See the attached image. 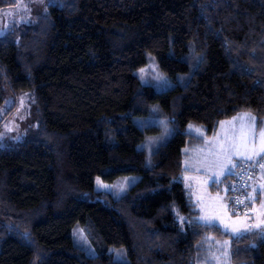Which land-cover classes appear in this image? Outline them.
<instances>
[{
    "label": "trees",
    "instance_id": "16d2710c",
    "mask_svg": "<svg viewBox=\"0 0 264 264\" xmlns=\"http://www.w3.org/2000/svg\"><path fill=\"white\" fill-rule=\"evenodd\" d=\"M17 6L0 0V15ZM46 10L0 36V110L8 93L6 117L30 93L38 127L0 147V264H205L225 239L231 264H264V228L234 237L200 222L182 180L185 148L202 140L191 124L212 136L241 112L264 121V0H54ZM148 54L189 80L144 84ZM155 105L174 132L149 158L139 145L161 127L137 119ZM128 175L139 180L120 196L95 188Z\"/></svg>",
    "mask_w": 264,
    "mask_h": 264
},
{
    "label": "rangeland",
    "instance_id": "374dc122",
    "mask_svg": "<svg viewBox=\"0 0 264 264\" xmlns=\"http://www.w3.org/2000/svg\"><path fill=\"white\" fill-rule=\"evenodd\" d=\"M54 0H18V6L4 11L0 15V36L16 25H33L36 16L44 14ZM144 84L152 85L159 90H166L178 83L185 84L189 76L180 75L178 80L172 79L159 69L152 54H148V63L137 71ZM15 103L14 96L8 93L7 100L0 110V123L6 118L0 130V147L15 146L25 138H35L38 127L35 117V105L30 93L19 97L18 107L11 116L7 113ZM258 117L249 112H241L236 116L222 121L217 131L208 136L206 128L191 124L188 131L202 140L196 142V150L185 160L186 178L194 181L196 186V207L199 211V221L207 224H218L234 237L264 228V165L256 173L250 190V200L253 213L250 215L235 214L229 200V183L226 176L234 174L242 163L264 162V121L259 125ZM144 126L158 125V133L149 134L147 140L139 145L147 151L150 158L152 151L164 144L173 135V128L167 119L162 118L158 105L153 106L150 116L137 119ZM190 148H185L189 152ZM191 151V150H190ZM196 173L188 177L187 174ZM139 180L138 175H128L114 182H104L97 177L95 188L99 191H109L116 196L124 194ZM216 184L215 192L208 185ZM261 193L262 201H256V195ZM75 239L86 241L81 230H76ZM214 244V245H213ZM86 246V245H85ZM117 253L116 259L123 260ZM210 262L205 264H231V239L213 242L210 248Z\"/></svg>",
    "mask_w": 264,
    "mask_h": 264
},
{
    "label": "built area",
    "instance_id": "2783aa9c",
    "mask_svg": "<svg viewBox=\"0 0 264 264\" xmlns=\"http://www.w3.org/2000/svg\"><path fill=\"white\" fill-rule=\"evenodd\" d=\"M264 162L242 163L237 167L230 190V204L233 212L239 215H251L253 204L250 190L257 171Z\"/></svg>",
    "mask_w": 264,
    "mask_h": 264
},
{
    "label": "crops",
    "instance_id": "0c3cea01",
    "mask_svg": "<svg viewBox=\"0 0 264 264\" xmlns=\"http://www.w3.org/2000/svg\"><path fill=\"white\" fill-rule=\"evenodd\" d=\"M196 146H197V145H196V142H195V143H193L191 146L188 147V148H190V149H189V152H186L185 160L189 159V158H187V156L189 157V155L193 154L192 150H196V151H197V149H196L197 147H196ZM190 150H191V151H190ZM185 171H186V169H185V161H184V172H183V174L185 173ZM195 174H196V173H190V174H187V175H188V177L193 176V177L195 178ZM182 180H183V182H184V184H185V186H186V189H187V191H188V195L191 197V199H192V201L194 202V204H196V203H195V202H196V197H195V194H196V186L194 185V181L191 182L190 180H188V178H186V175H182ZM208 187H209V190H211V192H215V191L212 189V185H208ZM258 198H261V201H262L263 196H262L261 193H258V194L256 195V199H258ZM197 209H198V208H197Z\"/></svg>",
    "mask_w": 264,
    "mask_h": 264
}]
</instances>
